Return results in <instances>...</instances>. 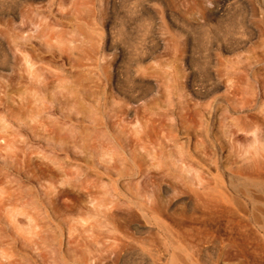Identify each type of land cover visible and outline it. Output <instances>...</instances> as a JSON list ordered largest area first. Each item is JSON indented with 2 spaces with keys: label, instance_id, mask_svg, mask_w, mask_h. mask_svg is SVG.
<instances>
[{
  "label": "rangeland",
  "instance_id": "374dc122",
  "mask_svg": "<svg viewBox=\"0 0 264 264\" xmlns=\"http://www.w3.org/2000/svg\"><path fill=\"white\" fill-rule=\"evenodd\" d=\"M263 108L264 0H0V264H264Z\"/></svg>",
  "mask_w": 264,
  "mask_h": 264
},
{
  "label": "bare ground",
  "instance_id": "6f19581e",
  "mask_svg": "<svg viewBox=\"0 0 264 264\" xmlns=\"http://www.w3.org/2000/svg\"><path fill=\"white\" fill-rule=\"evenodd\" d=\"M47 4V3H46ZM35 5V4H34ZM46 6V5H45ZM51 6V5H50ZM31 8H32V6H31ZM37 8V7H36ZM146 10V9H145ZM46 14V13H45ZM152 14V13H151ZM49 15V14H48ZM45 18V17H44ZM39 19V18H38ZM152 20V19H151ZM155 20V19H154ZM148 21H149V19H148ZM37 22V21H36ZM124 24V23H123ZM126 25V24H125ZM125 25H124V27H125ZM150 26H152V25H150ZM234 26V25H233ZM232 26V27H233ZM237 26V25H236ZM235 26V27H236ZM38 27V26H37ZM231 27V26H230ZM38 28H40V27H38ZM129 29H131V28H129ZM151 30V29H150ZM154 31V30H153ZM231 31V30H230ZM240 32V31H239ZM243 33V32H242ZM248 33V32H247ZM37 34V33H36ZM235 34V33H234ZM232 35V34H231ZM237 37V36H236ZM156 38V37H155ZM147 39V38H146ZM236 39H238L239 40V38H236ZM48 40V37H46V39H45V41H47ZM56 40V39H55ZM114 40V39H113ZM227 40V39H226ZM234 40V39H233ZM150 41V40H149ZM231 41V40H230ZM236 41V40H235ZM234 41V42H235ZM112 43V42H111ZM153 43V42H152ZM228 43H229V41H228ZM236 43V42H235ZM240 43H241V41H240ZM248 44H250V43H248ZM149 46H150V44H148ZM232 45V44H231ZM148 46V47H149ZM236 46V45H235ZM145 47V46H144ZM202 47V46H201ZM114 48V47H113ZM146 48V47H145ZM150 48V47H149ZM243 48V47H242ZM115 49V48H114ZM113 49V50H114ZM136 49V48H135ZM135 49H134V51H135ZM141 50V49H140ZM144 50V49H143ZM238 50V49H237ZM133 51V50H132ZM149 51V50H148ZM216 51V50H215ZM119 52V51H118ZM122 52V51H121ZM129 52V51H128ZM144 52V51H143ZM153 52V50H151V53ZM156 52V51H155ZM235 52V51H234ZM92 53H95V50L93 49L92 50ZM101 53V52H100ZM133 53V52H132ZM138 53V52H137ZM149 53V52H148ZM157 53V52H156ZM218 53V52H217ZM113 54V53H112ZM91 55V54H90ZM117 55V54H116ZM128 55V54H127ZM136 55V54H135ZM138 55V54H137ZM155 56L152 58V59H154V63L155 64H153V65H147L148 66V69L149 70H152V72H150V71H148V72H150V76H151V73H153L152 74V76L150 77V78H152L151 79V82H150V84H151V88H153V86H155V88L157 87V90L158 89H162L163 87H162V77H160L159 76V71L158 70H160L161 69V63L159 62V61H161V59H159V61L158 60H156L157 58H159V57H156V55L157 54H154ZM216 55V54H215ZM85 56V55H84ZM83 56V57H84ZM117 56H120V54L119 55H117ZM158 56H159V54H158ZM92 57V56H91ZM95 57H97V56H95ZM102 57V61H106V62H109L108 60L110 59V58H108V55L107 54H104L103 53V55L101 56ZM115 57V56H114ZM218 57V56H217ZM126 57H124V59H125ZM156 58V59H155ZM209 58V57H208ZM207 58V59H208ZM219 58V57H218ZM112 59V58H111ZM115 59V58H114ZM132 59V58H131ZM151 59V58H150ZM149 59V60H150ZM217 59V58H216ZM129 60V59H128ZM148 60V59H147ZM146 60V61H147ZM25 61H27V71L29 72V74H32V71L34 70V64H33V60L29 57V58H27ZM86 61V60H85ZM111 61V60H110ZM138 61H141V60H138ZM145 60H144V64H145V62H146ZM153 60H151L150 62H152ZM168 60H166V62H167ZM219 61V60H218ZM221 61V60H220ZM117 62V61H116ZM121 62H123L122 60H121ZM233 62V61H232ZM110 63V62H109ZM111 63H112V61H111ZM130 63V62H129ZM135 63V62H134ZM137 63V62H136ZM135 63V64H136ZM146 63H149V61H147ZM216 63H218V62H216ZM220 63V62H219ZM218 63V64H219ZM223 63V62H222ZM82 64V63H81ZM114 64V63H113ZM122 64V63H121ZM134 64V66H136ZM138 64V63H137ZM151 64V63H150ZM203 64V63H202ZM215 64L214 65V68H208V69H206L205 70V72H206V75H205V79L204 80H202V83L201 84H197L198 85V87L193 91V95H194V97H201V96H204V95H207L208 93H209V88H207L206 87V82L207 81H209V80H211V79H215L216 81H217V85H222L223 83V75H221L222 73H220V71H222V68H221V70H220V68H219V65H221V64ZM241 64V63H240ZM46 65V64H45ZM104 65L105 64H101L100 66L102 67V68H104ZM48 66V65H47ZM110 66V65H109ZM124 66V65H123ZM143 66V65H142ZM147 66H145L146 68H147ZM222 66V65H221ZM111 67V66H110ZM109 67V68H110ZM114 67V66H113ZM137 67V66H136ZM201 67V66H200ZM203 67V66H202ZM205 67V66H204ZM223 67V66H222ZM228 66H226L225 68H227ZM246 67V66H245ZM109 68H107V69H109ZM141 68V67H140ZM199 68V67H198ZM119 69V68H118ZM136 69V68H135ZM134 69V70H135ZM142 69V68H141ZM19 70V69H18ZM26 70V69H25ZM48 70V69H47ZM106 70V69H105ZM133 70V71H134ZM137 70H139V67L137 68ZM223 70H224V68H223ZM234 70V69H233ZM243 70V69H242ZM106 71H108V70H106ZM126 71V70H125ZM136 71V70H135ZM134 71V72H135ZM166 71V70H165ZM51 72V71H50ZM59 72V71H58ZM121 72H123V71H121ZM129 72V71H128ZM53 73V72H52ZM108 73H110V71H108L107 72V74ZM112 73V72H111ZM114 73V72H113ZM119 73V72H118ZM145 73H147V72H145ZM145 73H143V74H145ZM204 73V72H203ZM36 74V73H35ZM224 74V73H223ZM122 75V74H121ZM186 75V74H185ZM201 75V74H200ZM203 75V74H202ZM16 76H17V74H16ZM109 76V75H108ZM146 76V75H145ZM144 76V77H145ZM228 76V75H227ZM249 76V75H248ZM21 74H19L18 75V81H19V83L21 82ZM232 76H230L229 77V79H230V81L232 80V78H231ZM251 77V76H250ZM119 78V77H118ZM122 78V77H121ZM147 78H149V76L147 75ZM184 78V77H183ZM55 79V78H54ZM111 79V78H110ZM164 79V78H163ZM184 79H186V78H184ZM199 79V78H198ZM228 79V80H229ZM239 79V78H238ZM242 79V78H241ZM146 80V79H145ZM176 80V79H175ZM187 80V79H186ZM27 82V81H26ZM29 82V81H28ZM110 82H112V81H110ZM199 82H200V80H199ZM226 82H228V81H226ZM233 82V81H232ZM210 83V82H209ZM208 82H207V84H209ZM231 83V82H230ZM229 83V84H230ZM28 84V83H27ZM147 84V83H146ZM188 83H186V85H187ZM229 84H228V86H229ZM84 85V84H83ZM189 85V84H188ZM187 85V86H188ZM210 85V84H209ZM227 85V84H226ZM81 86V85H80ZM120 86V85H119ZM84 87V86H83ZM122 87V86H121ZM129 87V86H128ZM141 87V86H140ZM161 87V88H160ZM231 87V86H230ZM260 87V86H259ZM190 88V87H189ZM27 89V88H26ZM78 89V88H77ZM89 89V88H88ZM140 89V88H139ZM147 89V88H146ZM149 89V88H148ZM164 89V88H163ZM211 89V88H210ZM232 90H230L229 92H230V94H232V96L233 95H237L236 94V86L234 85V83H233V85H232V88H231ZM86 90V89H85ZM125 90V89H124ZM138 90V89H137ZM144 90V89H143ZM117 92V91H116ZM115 92V93H116ZM119 92V91H118ZM136 92V91H135ZM158 92V94H160L161 95V93H159L160 91L158 90L157 91ZM153 93V92H152ZM155 93V92H154ZM118 94V93H117ZM138 94V93H137ZM158 94H155V95H157L158 96ZM239 94V93H238ZM17 95H18V108H19V110L20 111H22V110H27V107H26V104H27V100H25V91L24 90H22V87H20L19 89H18V91H17ZM116 95V94H115ZM120 95V94H119ZM136 95V94H135ZM228 95V94H227ZM17 97V96H16ZM146 97V96H145ZM152 97V96H151ZM163 97V96H162ZM180 97H182V96H180ZM189 97V96H188ZM190 97H192V96H190ZM147 98V97H146ZM164 98V97H163ZM29 99V98H28ZM68 99V98H67ZM117 99V98H116ZM135 99V98H134ZM156 99V98H155ZM119 100V99H118ZM136 100H138V99H136ZM149 100V99H148ZM148 100H146V102L148 101ZM194 100V99H193ZM201 100V99H200ZM225 100V99H224ZM233 100H237V102L239 101V99H237V98H233ZM69 101V100H68ZM152 101V100H151ZM188 102H189V100H187ZM192 100H190V102H191ZM196 101V100H195ZM202 101V100H201ZM135 102V101H134ZM140 102H142V101H140ZM139 102V103H140ZM145 101H143L142 103L143 104H145L144 103ZM223 102V101H222ZM224 102H226V101H224ZM29 103V102H28ZM229 103V102H228ZM108 104V103H107ZM133 104V103H132ZM132 104L130 105L131 106V108H134V107H132ZM192 104V103H191ZM255 104V103H254ZM259 104V103H258ZM135 105H139L138 104V102H137V104L135 103ZM229 105V104H228ZM122 106V105H121ZM134 106V105H133ZM140 106H141V104H140ZM194 106V105H193ZM210 106L212 107V109H213V106H212V104H210ZM256 106V105H255ZM258 106V105H257ZM144 107V105L141 107V108H143ZM230 107V106H229ZM232 107V106H231ZM251 108H253V107H251ZM102 109V108H101ZM105 109V108H104ZM108 109V108H107ZM135 109H139V106H138V108L136 107ZM134 109V111H136V113H137V110H135ZM250 109V108H249ZM130 110V107H121V112H125L124 114L126 115V112L127 111H129ZM229 110H230V108H229ZM133 111V112H134ZM251 111V110H250ZM254 111V110H253ZM262 111V113H264V108L261 110ZM118 112V111H117ZM143 112V111H142ZM141 112V110H140V113H142ZM188 112V111H187ZM194 112H196V111H194ZM216 112V111H215ZM230 112V111H229ZM233 112V111H232ZM247 112V111H246ZM245 112V113H246ZM130 113V112H129ZM129 113H127V115L126 116H128V114ZM140 113H138L139 115H141ZM145 113V112H144ZM243 113V112H242ZM137 114V115H138ZM191 114H193L192 112H191ZM257 114V113H256ZM260 114H261V112H260ZM105 115V114H104ZM114 115V114H113ZM125 115H123V116H125ZM135 115V114H134ZM117 116V115H116ZM136 116V115H135ZM135 116H134V118H135ZM215 116V115H214ZM258 116H259V114H258ZM129 117H130V115H129ZM144 117V116H143ZM148 117H149V115H148ZM147 117V118H148ZM121 118H123V117H121ZM127 118V117H126ZM131 118V117H130ZM139 118H140V116H139ZM150 118L151 117H149V120H150ZM155 118V117H154ZM154 118H151V119H154ZM255 119H257V116H255L254 117ZM141 119V118H140ZM164 119V118H163ZM192 119V118H191ZM244 119H245V117H244ZM121 120H123V119H121ZM120 120V121H121ZM127 120V119H126ZM130 120V119H129ZM137 120V119H136ZM147 121H148V119H146ZM165 120V119H164ZM193 120V119H192ZM131 121V120H130ZM135 121V120H134ZM137 121H139V120H137ZM121 122H123V121H121ZM151 122H152V120H151ZM212 122V121H211ZM231 122V121H230ZM150 122L148 121V124H149ZM255 123H257L255 120H251V121H248L245 125H244V127H245V129H243L244 131H246V132H251L252 134H253V140L254 141H256L257 140V137H256V135H255V130L256 129H258V128H254L255 127ZM158 124V123H157ZM161 124V123H160ZM203 125H205L206 127L204 128V130H203V132L205 133V134H209V132H210V127H209V123H206V122H204V123H202ZM150 126V125H149ZM164 126V125H163ZM162 126V127H163ZM259 127V126H258ZM261 127V126H260ZM259 127V128H260ZM231 128V127H230ZM255 129V130H254ZM242 130V131H243ZM257 131V130H256ZM138 132V131H137ZM140 133V132H139ZM247 134V133H246ZM251 134V135H252ZM259 134V133H258ZM225 135H227V136H230L231 137V139H230V142L232 141V136H236L237 134L233 131V130H231V129H229L228 130V132H227V134H223V135H219L218 136V141H217V144H218V142H219V145H220V147H218V148H221V146H223L224 145V140H223V138H224V136ZM239 138V137H238ZM243 138V137H242ZM234 141V140H233ZM144 145V144H143Z\"/></svg>",
  "mask_w": 264,
  "mask_h": 264
}]
</instances>
